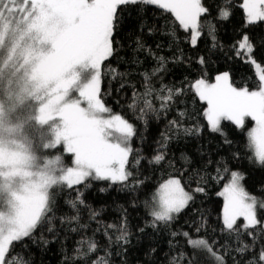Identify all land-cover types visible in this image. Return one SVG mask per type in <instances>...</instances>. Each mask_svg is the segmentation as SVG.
<instances>
[{
	"label": "snow or ice",
	"instance_id": "snow-or-ice-1",
	"mask_svg": "<svg viewBox=\"0 0 264 264\" xmlns=\"http://www.w3.org/2000/svg\"><path fill=\"white\" fill-rule=\"evenodd\" d=\"M143 6L170 14L187 33L193 48L205 27L215 39V25L208 19L212 9L203 0H0V125L6 109L9 120L24 136L29 167L38 166L36 175L40 177L37 180L23 171L19 154L6 152V142L0 137V159L6 156L8 160L6 167L0 163V177L20 174L26 186L25 191L15 192L10 185L0 187V264H19L16 243L43 228L58 235L53 224L59 210L57 193L65 190L73 195L65 201L67 214L60 216L59 223L76 222L77 227L70 228L72 233L79 234L75 253L80 259L75 264H109L105 256L97 254V242L83 234L88 225L81 222L82 213L86 212L93 220L100 215L87 204L84 189L94 181H107L121 189L129 186L133 173L126 164L132 151L129 141L136 132L121 115H103L111 113V109L99 98V69L103 61L116 54L117 37L127 14L138 15ZM239 7L244 12L245 29L250 31L264 23V0H241ZM217 8L220 20L230 19V0L218 2ZM136 43L138 49H144L139 40ZM231 50L255 66L258 79L255 88L233 86L227 71L217 74L214 82L197 79L192 88L206 105L203 117L208 129L224 137L226 145L232 141L227 138L222 122H229L239 130L245 129L247 120L254 122L247 131L248 147L259 164L264 165V67L254 59V43L248 31L239 34ZM156 60L158 67L143 74V91L132 93L129 107L139 110L140 119L157 110L154 101L158 100L163 110L173 102L180 103V89L155 85L154 78L166 70L165 58L157 56ZM198 63L204 65L207 61L200 57ZM169 125L180 127L179 120H172ZM185 133L189 134V130L185 129ZM162 137L154 163L165 160L163 150L169 136L163 133ZM57 149L71 154L72 166L65 164ZM223 171L229 177L220 193L224 197V230L237 235L246 232L249 237L255 236L257 227L264 232V221L257 215L259 209H264V200L246 190L242 173L229 172L227 166ZM203 191L202 187L194 189ZM193 199V192L186 191L180 179H168L159 185L147 205L151 225L172 222ZM240 218L242 224L237 223ZM106 227L119 232L116 241L129 242L125 218L118 225ZM183 236L189 234L184 232ZM188 242L193 248H206L223 264L222 257L204 239L189 237ZM250 247L243 244L237 251L246 252ZM23 264L28 261L24 259ZM186 264L196 261L190 255ZM250 264H264V249Z\"/></svg>",
	"mask_w": 264,
	"mask_h": 264
},
{
	"label": "trees",
	"instance_id": "trees-1",
	"mask_svg": "<svg viewBox=\"0 0 264 264\" xmlns=\"http://www.w3.org/2000/svg\"><path fill=\"white\" fill-rule=\"evenodd\" d=\"M203 2L212 9L208 19L215 25V39L205 27L197 46L193 48L187 33L170 14L155 7L143 6L138 15L127 14L121 35L117 37L116 54L100 65L101 102L111 109L110 115H121L134 126L136 132L130 139L132 151L127 169L133 173V179L129 186L121 189L119 185H111L107 181H94L84 189L87 204L100 215L93 220L86 212L82 213L81 222L88 225L83 234L97 242V254L105 256L109 264H186L190 255L196 264H221L206 248H193L188 242L189 237L207 241L213 251L222 257L223 264H250L264 249V232L259 231V227L254 237H249L246 232L237 235L224 230L223 200L219 196L229 178L223 171V167L227 166L229 172L242 173V184L246 190L264 200V165L255 160L248 147L247 131L252 122L247 120L243 130L236 129L229 122H222L227 138L232 141V144L226 145L224 137L208 129L203 117L206 105L192 88L197 79L212 82L217 74L225 71L230 74L233 86L255 88L258 79L252 64L236 56L231 49L239 34L248 31L254 43V59L264 67V23L253 26L250 31L245 29L244 12L239 7L241 0H230L232 15L227 21L220 20L218 16L217 4H223L224 0ZM137 40L144 45L143 50L137 48ZM157 56L165 58L166 70L154 78L155 85L180 89V103L173 102L172 106L163 110L159 107L160 102L154 101L157 110L149 111L140 119L139 110L129 107L132 93L134 90L143 91V74L151 73L158 67ZM200 57H204L207 63L200 65ZM172 120H179L180 127H170ZM185 129L189 130V134L185 133ZM4 133L0 129V135ZM163 133L169 136L167 148L163 150L166 152L165 160L154 163L152 161ZM17 138L25 144L22 134ZM57 152L60 153V150L57 149ZM234 153L237 155L234 156ZM60 154L65 164L72 166L71 155ZM172 178L180 179L185 190L193 192L194 199L172 222L157 223L153 227L147 205L152 202L159 185ZM196 187H202L204 191L194 192ZM71 195L67 190L57 193L59 210L55 213L53 224L58 235L54 236L43 228L31 238L16 243L19 264H23L24 259L28 264H75L80 259L75 253V241L79 239V234L70 231L71 227H77L76 222L59 223L60 216L67 214L65 201ZM259 216L264 218V212L259 211ZM121 218L127 220V244L116 241L119 235L116 229L106 227L109 224L118 225ZM106 231L108 235H105ZM184 232L189 237L183 236ZM243 244L251 245L250 249L237 251Z\"/></svg>",
	"mask_w": 264,
	"mask_h": 264
},
{
	"label": "rangeland",
	"instance_id": "rangeland-1",
	"mask_svg": "<svg viewBox=\"0 0 264 264\" xmlns=\"http://www.w3.org/2000/svg\"><path fill=\"white\" fill-rule=\"evenodd\" d=\"M252 66H253L255 74H256V68H255V66L253 64H252ZM256 77H257V74H256ZM212 82H214V81H212ZM99 90H100V79H99ZM73 95L78 96V93H73ZM103 115L107 116V115H110V114L108 113V114H103ZM251 122H252V125L249 128V130L254 126V122L253 121H251ZM0 129H2L5 133H7V134L4 133V135L3 134L0 135V137H2L3 140L6 142V145H7L6 152L7 151H11V152L18 153L19 156H20V160L18 162L21 164V166L23 168V171L31 173L35 179L39 180L40 177L38 175H36V173L39 171V168H38V166L29 167V163H30V161L28 160L29 153L26 150L25 144H23L17 138V136L21 135V132L17 129L16 124L9 120V118L7 116V110L6 109H5V115H4L3 124L0 125ZM116 135L119 136L118 133ZM129 146H130V141H129ZM64 153L68 154L66 152H64ZM69 155H71V154H69ZM253 156H254V154H253ZM255 160H256V158H255ZM0 163H3L5 165V167H6V165L8 163V160H7L6 156L4 158L0 159ZM126 168H127V164H126ZM17 172L19 173V170H17ZM3 185H10L11 186V190L13 192H15L17 190H19V191H25L26 190L25 179L20 174H17V175L12 176V177H8L6 175L1 177L0 178V187H3ZM224 186H223V188H224ZM223 188L220 190L219 196L223 200V207H224V197L220 195V193L223 191ZM3 190L7 191L8 189L7 188H3ZM259 211H263L264 212V209H259L258 210V214H257L258 215V219H261L262 221H264V218H261L259 216ZM150 212H151V210H150ZM222 219H223V211H222ZM239 221H241V222H239ZM237 223L238 224H242L243 223V218L238 219Z\"/></svg>",
	"mask_w": 264,
	"mask_h": 264
}]
</instances>
